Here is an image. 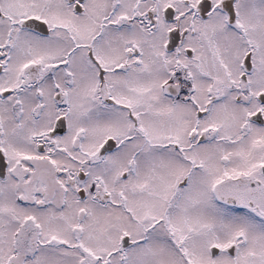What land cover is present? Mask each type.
Instances as JSON below:
<instances>
[{
	"label": "snow or ice",
	"instance_id": "6c2138e0",
	"mask_svg": "<svg viewBox=\"0 0 264 264\" xmlns=\"http://www.w3.org/2000/svg\"><path fill=\"white\" fill-rule=\"evenodd\" d=\"M0 264H264V0H0Z\"/></svg>",
	"mask_w": 264,
	"mask_h": 264
}]
</instances>
